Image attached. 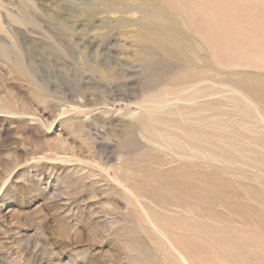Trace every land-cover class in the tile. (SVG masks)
Instances as JSON below:
<instances>
[{"label":"rangeland","instance_id":"obj_1","mask_svg":"<svg viewBox=\"0 0 264 264\" xmlns=\"http://www.w3.org/2000/svg\"><path fill=\"white\" fill-rule=\"evenodd\" d=\"M0 21V264H264V0H0Z\"/></svg>","mask_w":264,"mask_h":264},{"label":"bare ground","instance_id":"obj_2","mask_svg":"<svg viewBox=\"0 0 264 264\" xmlns=\"http://www.w3.org/2000/svg\"><path fill=\"white\" fill-rule=\"evenodd\" d=\"M157 10V9H156ZM23 18V17H22ZM29 20V19H28ZM25 21V20H22V24H24L25 26H29L30 24L31 25H36L35 24V22H30V21ZM23 21H25V22H23ZM34 21V20H33ZM40 26V25H39ZM38 26V27H39ZM31 28V27H30ZM39 29H40V31H34L32 28L31 29H28V30H23V29H20V32L21 33H19V36H21L22 35V37L24 38V39H31V40H35V41H39V42H42V43H45L44 41H43V39H44V37H46V36H48V34H50L49 32V30H48V28H44L43 26H40L39 27ZM44 29H45V31H44ZM3 32V33H5L9 38L11 37V36H17L18 34H17V31H18V28H14L13 26H8L7 28H4L3 27V25L1 24V21H0V32ZM162 31V30H161ZM32 34H35V35H40L42 38H32ZM51 34H52V32H51ZM68 34V33H67ZM70 35V34H69ZM4 36V35H3ZM1 37L0 36V41L2 42V43H5V44H7L8 42H7V40H6V38H4V37ZM12 37V38H13ZM14 37V38H15ZM21 37V39H23ZM149 40H151L153 43H156L157 45H158V47H159V49H161L164 53H166L167 55H170V56H173V57H181V56H185V57H188L189 55V53L192 51L191 50V48L188 46V45H185V44H183L182 43V40L181 39H179L178 37H176V36H173L172 34H164V33H160V32H156V33H154V34H152V35H150V37H149ZM29 41V40H28ZM63 46H64V52L68 55V57L69 58H73V56H74V47H73V45L70 43V41H66L65 40V42H64V44H63ZM12 48H10V50H11ZM11 51H13V50H11ZM13 54H14V52H13ZM105 56V55H104ZM58 57V56H57ZM27 58V57H26ZM30 58V57H29ZM17 60H19L20 59V57H18L17 56V58H16ZM62 59V58H61ZM27 60V59H26ZM28 61H29V59H28ZM30 62V61H29ZM82 65V64H81ZM29 67H30V69H31V73L33 74V72H34V67H35V63H34V66H30L29 65ZM28 67V68H29ZM40 67V66H39ZM42 67V66H41ZM38 69V68H37ZM45 69V68H44ZM43 74V73H42ZM59 75V74H58ZM64 76V75H63ZM53 77V76H52ZM64 77H66V76H64ZM47 78V77H46ZM33 81H37V82H41L42 81V78H40V76L39 77H36L35 79H32ZM33 85H34V83H33ZM35 85H36V83H35ZM112 85V84H111ZM163 107V106H162ZM159 109H160V107H159ZM115 182H118L119 184H120V182L117 180V179H115ZM122 185V184H121ZM124 187V186H123ZM127 190V189H126ZM128 192L130 191V189L129 190H127ZM130 193H131V191H130ZM132 194V193H131ZM141 208H143L144 209V207H141ZM145 211V210H144ZM146 217H147V220L151 223V225L152 226H156L155 224H154V222H153V220H151L152 218H151V216H149L147 213H146ZM156 222V221H155ZM157 223V222H156ZM150 225V226H151ZM154 228V227H153ZM162 237H165V240H166V242H167V244L170 246V247H172V248H174V245L170 242V239L168 238V236H165L164 234H162ZM175 249V248H174ZM176 250V249H175ZM177 252V256L176 257H178L179 259H180V261H181V264H190L189 262H188V260L182 255V253H180V252H178V251H176ZM179 261V262H180Z\"/></svg>","mask_w":264,"mask_h":264}]
</instances>
